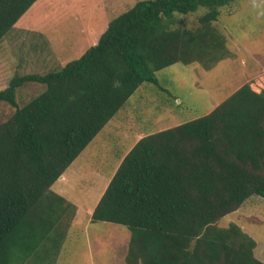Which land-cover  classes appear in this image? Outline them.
<instances>
[{"label": "trees", "instance_id": "16d2710c", "mask_svg": "<svg viewBox=\"0 0 264 264\" xmlns=\"http://www.w3.org/2000/svg\"><path fill=\"white\" fill-rule=\"evenodd\" d=\"M36 1L0 0V42ZM234 1L139 0L80 57L0 89L13 108L0 121V264H44L60 249L76 207L51 186L142 83L158 86L155 72L177 63L209 71L231 57L213 22ZM30 83L43 90L19 107ZM142 134L90 217L128 229L125 264H264L239 225H220L264 199V90L245 83L203 116Z\"/></svg>", "mask_w": 264, "mask_h": 264}, {"label": "rangeland", "instance_id": "374dc122", "mask_svg": "<svg viewBox=\"0 0 264 264\" xmlns=\"http://www.w3.org/2000/svg\"><path fill=\"white\" fill-rule=\"evenodd\" d=\"M139 0H38L0 42V89L17 73H44L80 57L94 45L108 23ZM201 11L187 16L196 26ZM213 25L226 37L231 57L209 71L198 64L177 63L155 72L158 86L142 83L57 180L51 190L75 204L60 249L44 262L53 264H125L126 227L89 222L92 209L117 168L120 157L139 133H155L212 111L235 89L249 83L264 90V0H235L220 8ZM30 83L18 89L21 107L43 89ZM170 95V96H169ZM172 97H175L174 100ZM13 108L0 102V121ZM115 124L111 127L110 124ZM234 222L255 242L254 255L264 263V199L252 196L220 225Z\"/></svg>", "mask_w": 264, "mask_h": 264}, {"label": "crops", "instance_id": "0c3cea01", "mask_svg": "<svg viewBox=\"0 0 264 264\" xmlns=\"http://www.w3.org/2000/svg\"><path fill=\"white\" fill-rule=\"evenodd\" d=\"M18 22V21H17ZM16 25V24H15ZM108 123H112L111 121L110 122H108ZM115 124L116 123H114V125L113 124H110L111 125V127H115ZM143 136V134L142 133H139L138 135H137V137H136V139L134 140V142H133V144L137 141V140H139L141 137ZM133 144L127 149V151L133 146ZM127 151L125 152V153H127ZM125 153L122 155V158H123V156L125 155ZM120 162V161H119ZM118 165H119V163H118ZM118 165H117V167H118ZM115 171V170H114ZM113 171V172H114ZM64 175V174H63ZM63 175L61 176V177H59L58 178V180H63L64 179V177H63ZM109 182V181H108ZM106 186H107V184H106ZM106 186H105V188H106ZM104 188V189H105ZM103 189V190H104ZM103 192V191H102ZM55 193H57V194H59V195H62L61 193H58V192H55ZM101 195H102V193H101ZM101 195H100V197H101ZM63 196V195H62ZM99 197V198H100ZM99 198L97 199V201H96V203H95V205L97 204V202L99 201ZM75 205V204H74ZM95 205H94V207H95ZM75 207H76V211H75V216L77 215V213H78V208H77V206L75 205ZM94 207L92 208V209H88V210H86L85 211V213H86V215L88 216V221L89 222H91L90 221V217H91V214H92V211H93V209H94ZM74 216V217H75Z\"/></svg>", "mask_w": 264, "mask_h": 264}]
</instances>
